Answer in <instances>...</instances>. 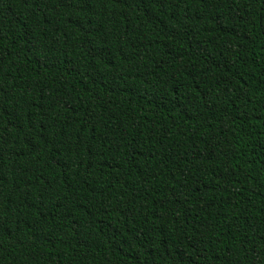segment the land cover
Segmentation results:
<instances>
[{
  "label": "trees",
  "instance_id": "16d2710c",
  "mask_svg": "<svg viewBox=\"0 0 264 264\" xmlns=\"http://www.w3.org/2000/svg\"><path fill=\"white\" fill-rule=\"evenodd\" d=\"M0 264H264V0H0Z\"/></svg>",
  "mask_w": 264,
  "mask_h": 264
}]
</instances>
